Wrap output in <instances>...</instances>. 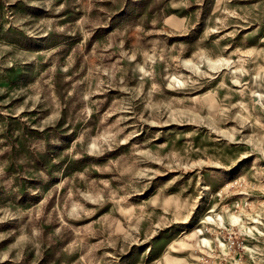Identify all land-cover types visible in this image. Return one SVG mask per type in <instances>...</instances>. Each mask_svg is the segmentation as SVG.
<instances>
[{"label": "rangeland", "instance_id": "374dc122", "mask_svg": "<svg viewBox=\"0 0 264 264\" xmlns=\"http://www.w3.org/2000/svg\"><path fill=\"white\" fill-rule=\"evenodd\" d=\"M0 264H264V0H0Z\"/></svg>", "mask_w": 264, "mask_h": 264}, {"label": "bare ground", "instance_id": "6f19581e", "mask_svg": "<svg viewBox=\"0 0 264 264\" xmlns=\"http://www.w3.org/2000/svg\"><path fill=\"white\" fill-rule=\"evenodd\" d=\"M231 217H232V220H233L232 222L239 220L238 216H236L235 214H231Z\"/></svg>", "mask_w": 264, "mask_h": 264}]
</instances>
